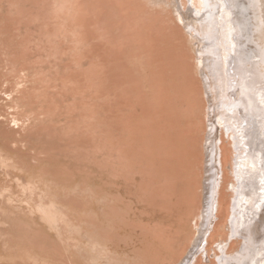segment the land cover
Returning <instances> with one entry per match:
<instances>
[{
    "label": "rangeland",
    "instance_id": "1",
    "mask_svg": "<svg viewBox=\"0 0 264 264\" xmlns=\"http://www.w3.org/2000/svg\"><path fill=\"white\" fill-rule=\"evenodd\" d=\"M194 48L174 0H0V264H35L32 249L57 259L75 245L63 223L42 217L50 200L83 232L111 235L127 251L121 264H158L166 248L164 264L184 260L200 235L210 133ZM217 133L228 177V138ZM193 143L195 173L184 165ZM189 190L198 200L181 202ZM231 215L215 212L194 262L219 264L223 243L218 255L237 249Z\"/></svg>",
    "mask_w": 264,
    "mask_h": 264
},
{
    "label": "bare ground",
    "instance_id": "2",
    "mask_svg": "<svg viewBox=\"0 0 264 264\" xmlns=\"http://www.w3.org/2000/svg\"><path fill=\"white\" fill-rule=\"evenodd\" d=\"M182 1L183 6L179 3V0H174V3L176 5L179 21H181L182 26L187 31L192 45L195 46L197 68L202 77L205 98L208 102L209 111L207 115L209 117L210 133L205 144V148L207 149V165L205 168L206 177L203 182L204 204L203 207L202 203L200 206L198 205L199 207H195L198 208L195 216L202 218L200 235L194 247L180 264H197V261L194 262V260L196 257L195 254L202 251L200 242L204 239V234L210 229L214 221L215 212L225 207L228 209V216L230 212H232L229 230L233 236H236L237 249H234L232 254L226 255V253L225 256L223 255L224 243L223 245H218L216 248L217 251H215L214 254L219 260L218 263L264 264V211L262 213L259 211L262 206L264 207V103L259 101L260 92L264 94V0ZM182 7H184V9H182ZM219 131L228 138L226 149L224 153L221 154L227 161L229 160L231 164H229L230 175L228 177H225V174L221 173L222 169L221 172L219 169L220 162H218L219 156L217 148V132ZM195 142L199 144L197 141ZM219 148L221 149V147ZM195 149V143H193L191 145L192 153L189 157L190 159L186 161L185 164L182 163L186 167L190 164L192 172L195 171L194 168L197 166L196 163L200 162V157ZM167 151L168 148L164 155L167 154ZM173 151L174 149L172 153H174ZM177 151H175L176 155ZM185 151L187 152L186 149ZM186 152L185 154H187ZM169 153L170 152H168V154ZM167 155H165L166 158ZM176 155H174V157ZM186 157H188V155H186ZM170 160H172V157ZM220 160L222 161V158ZM168 161L169 159L167 160V164L169 163ZM177 161L178 160H176V162ZM170 164L172 165L171 162ZM221 164H223V162ZM173 169L175 168H171L172 171ZM186 170L188 169H185V171ZM174 172L169 173L168 171V179L170 178V181L176 178L174 177L175 175L172 179L170 177V174H174ZM175 173H177V171ZM182 173L184 174V172ZM176 175L178 176V173ZM229 180H232L231 186H229ZM171 182L169 186H171ZM182 184L180 187L181 190ZM177 189L171 190L172 194L173 191L175 193ZM163 191L164 189L162 192ZM194 191L195 190L192 192L190 191L191 193L189 192L187 194L183 193L184 196L181 197L180 195L178 198L181 197V202L183 201L189 204L193 200H198L195 199L196 194L194 195ZM168 192L167 194L165 193L167 196ZM177 196L178 195H176V197ZM159 197L161 198V196L158 195V198ZM166 197H162L164 201ZM170 200H167L170 203L166 204V206L174 203V199L172 201ZM161 202L163 203V201ZM174 206H176V203ZM38 207L42 217L52 226L59 229L61 223L65 225L70 235L68 239L70 241L74 240L75 245L69 244L64 254L59 252L55 253L59 256L57 259L50 258L51 253H46V251L43 250H37L35 252L34 249H32L31 252H26L28 257L32 258L35 264H121L129 261L126 254L127 251H125V249H119L117 245H114V243L111 242V235L107 234L108 236L105 238V236H101L102 234H93L89 231L83 232V227L79 228L71 224V220L63 215L61 209L53 200H50L47 204L41 203ZM176 207H178V205ZM186 207L187 205L184 208ZM188 207H191V205ZM161 208L164 209L163 207ZM162 209H160V211ZM167 210L170 211L169 208ZM175 210L176 209H174V211ZM183 212L182 215L184 216L185 213L183 214ZM259 213L263 215L259 217ZM177 221L179 220L177 219ZM177 221L175 223L176 225L173 227H179L177 224L179 222ZM197 222L195 224H197ZM185 225L186 224H184L183 227H185ZM181 226L180 229L182 228ZM162 227L157 226V234L153 231L157 236H155L156 242L160 246L164 242V240L162 241L163 235H166L163 233ZM210 233L212 234V231ZM75 234H82V240L77 241L73 238ZM113 234H115V231L112 233V236ZM120 235L121 234H119V236ZM205 236L207 237L206 234ZM109 242H111L112 245H110ZM175 247L176 246H174V248ZM165 250H162L163 255L158 264H164L165 255L167 256V254L164 255V252H166ZM176 250L179 251L177 247ZM169 252H171L173 256L177 255L174 249L173 251L169 249ZM216 252H222L223 254L218 255ZM139 263L136 262L135 264ZM142 264H150V262L143 260Z\"/></svg>",
    "mask_w": 264,
    "mask_h": 264
}]
</instances>
